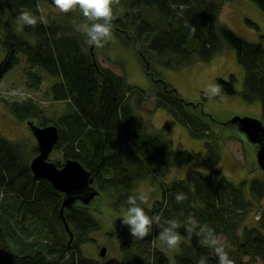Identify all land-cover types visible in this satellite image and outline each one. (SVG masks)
Here are the masks:
<instances>
[{"label": "trees", "instance_id": "1", "mask_svg": "<svg viewBox=\"0 0 264 264\" xmlns=\"http://www.w3.org/2000/svg\"><path fill=\"white\" fill-rule=\"evenodd\" d=\"M40 1L47 3L44 0H0V41L5 52L0 61V82L23 62L29 91L41 90V72L58 79L51 87L52 101L65 103L66 112L56 122L40 127L52 124L58 127L60 140L53 151H63V163L78 161L95 178L92 186L100 193L99 197L102 191L113 193L119 207L126 208L128 196L135 194L132 181L158 183L162 191L161 212L166 219L178 220V231L185 241L176 264H196L202 255L208 257V264H216L212 250L198 244L195 232L202 224L215 230L234 264H244L245 259L264 264V181L253 179L250 185L247 181L235 185L217 168L210 174L194 171L186 180L168 184L160 181L169 169L188 164L191 155L187 151H175L165 130L150 132L147 124L135 116V110L149 101L152 94L129 85L125 77L100 66L96 59L92 75L86 65V59L92 54L84 43L85 37L70 18H49L44 23ZM124 1L128 10L123 17L113 19V34L144 59L153 55L166 57L162 64L180 69L199 61H212L225 44L236 53L245 71L242 98L249 103L264 101V46L218 25L222 1L232 0ZM251 1L264 11V0ZM181 3L190 4L183 13ZM170 5L175 6V11ZM22 10L33 14L34 26L17 25L16 17ZM186 20L196 26L195 35L184 26ZM248 24L257 27L250 21ZM261 39L264 43V37ZM91 82L110 96L111 102L106 108L101 107L98 94H91ZM158 84L160 87L153 93L156 109L167 110L192 137L204 140L206 161L212 166L218 165L221 155L216 135L205 120H209L208 116L197 113L198 105L182 100L174 88L162 82ZM218 84L222 85L221 93L238 94L234 77L219 79ZM8 91L13 89L8 88ZM6 104L13 116L25 124L44 116V105L31 97ZM19 147L0 136V264H94L82 258L81 246L100 228L91 210L99 197L87 205L77 200L60 215L66 196L33 175L29 160ZM37 153L35 150L34 155ZM135 160L142 164L130 170ZM55 164L64 166L58 161ZM131 174L134 177H129ZM178 192L187 197L182 204L175 200ZM144 208L151 216V210ZM189 215L195 222L191 240L186 238L185 232ZM63 219L73 234L72 239ZM28 222L34 223L35 232L31 235L38 237L31 245L24 243L29 236ZM38 226L40 229L36 231ZM158 235L159 229L153 225L146 238L132 244L149 245ZM146 264H158L157 257L152 255Z\"/></svg>", "mask_w": 264, "mask_h": 264}, {"label": "rangeland", "instance_id": "2", "mask_svg": "<svg viewBox=\"0 0 264 264\" xmlns=\"http://www.w3.org/2000/svg\"><path fill=\"white\" fill-rule=\"evenodd\" d=\"M124 2L118 0L113 4V19L123 17L127 12L128 7ZM39 4L44 23L49 18L64 19L66 17L70 18L75 26L84 21L78 9L69 13H61L57 8H53L47 3L40 1ZM218 21L219 26L228 27L237 36L264 46L261 39L264 37V11L253 1H222ZM248 21L257 27L250 26ZM146 38L145 36L144 39ZM223 47V51L210 62L199 61L191 66L171 69L162 64L166 57L153 55L151 57L145 56L144 59L138 51L128 47L115 34H112V37L102 47L89 46L92 59H86V65L90 73L94 74L93 64L96 62L102 67L109 68L115 74L125 77L129 85L150 92L152 94L151 99L143 103L141 108L135 110V116L147 124L150 132L165 130L173 142L175 151H187L191 155L188 164L182 167H173L161 177L160 181L165 184L178 179L186 180L194 171L210 174L213 168L220 170L223 177L235 185L244 181L250 185L253 179L264 181V172L257 163L258 146L250 143L246 135L240 132L236 126H227L234 118H249L261 122L264 128V101L249 103L242 98L245 71L239 64L236 53L225 44ZM4 56L5 52L0 41V61ZM19 57L24 60L22 55ZM25 67L26 63H21L7 73L0 82V136L18 144L25 159L28 158L30 163L36 156L34 152L37 150V142L27 124L18 121L8 110L6 103L22 100L26 97H31L40 102L41 105H44L42 106L44 116L40 120L33 121L39 126L56 122L58 117L66 112L67 106L65 103L52 101L51 87L58 79L50 77L44 72H41V90L29 91L24 74ZM231 77L235 78L238 94L233 96H227L224 93H221L220 96L205 95L209 84H218L219 79L230 80ZM155 79L174 88L185 102L194 106L198 105L197 113L201 112L208 116L209 120L206 118L205 120L216 135V144L219 146L221 155L218 165L212 166L206 161L204 140L192 137L189 130L182 126L167 110L156 109L153 93L160 85ZM90 87L91 94H98L101 107L106 108L111 102L110 96L105 90L99 92L93 82L90 83ZM8 88L17 91L18 94L12 95L13 91L9 92ZM49 160L55 163L58 161L64 165L63 151H53ZM141 164L142 161L135 160L130 165V170ZM129 177L134 176L131 174ZM133 184H135V188L132 192L149 191V200L144 206L151 210L152 215L160 213L163 209L160 185L147 180L132 181ZM247 191L249 192V187H247ZM102 193L103 195L97 198L91 206L92 215L99 222L100 228L97 232L91 233L88 236V242L81 246L82 258L94 264H138V261L141 264H146V260L155 255L158 264H176V257L181 254V247L185 243L183 238L180 245L172 250H169L158 238L149 245L138 244L133 246L129 228L124 226L120 220L125 207H119L120 203L113 193L104 191ZM27 224L29 236L26 237L24 243L31 245L38 237L31 235V232H35L34 223L28 222ZM39 229L38 226L36 231ZM42 239L47 241L45 238ZM221 241L223 242L222 239ZM103 247L107 249V254L105 257H100V250ZM130 255H133V258ZM244 264L262 263L261 261L245 259Z\"/></svg>", "mask_w": 264, "mask_h": 264}, {"label": "clouds", "instance_id": "3", "mask_svg": "<svg viewBox=\"0 0 264 264\" xmlns=\"http://www.w3.org/2000/svg\"><path fill=\"white\" fill-rule=\"evenodd\" d=\"M116 2L118 0H53L55 7L61 13H69L76 8L79 9L84 21L76 26V30L85 37L84 43L87 46L97 48L102 47L112 37L113 4ZM189 6V3H181V13L185 12ZM170 7L175 11L174 5H170ZM16 23L20 26H34L36 19L29 10H22L16 17ZM184 26L188 28L191 35H195L197 28L190 21L186 20ZM221 92L222 85L209 84L205 95L220 96ZM11 94L17 95L18 92L14 90ZM149 195V191H140L129 195L126 200L127 207L122 211L121 223L129 228V234L133 241L146 238L150 234L153 225H155L159 229L158 239L169 250L177 248L182 241V236L178 231L180 223L174 218H164L163 212L148 215L144 205L148 203ZM186 198V195L182 192L175 194V200L178 204H182ZM180 215H183V212ZM194 223L191 215L185 220L187 225L185 228L186 238L189 240L193 236L192 225ZM195 235L198 237V244L201 247L212 250L216 264H234L226 245L208 224L199 225ZM49 259H52V257H49ZM196 264H208V257L200 256Z\"/></svg>", "mask_w": 264, "mask_h": 264}, {"label": "water", "instance_id": "4", "mask_svg": "<svg viewBox=\"0 0 264 264\" xmlns=\"http://www.w3.org/2000/svg\"><path fill=\"white\" fill-rule=\"evenodd\" d=\"M49 5L55 7L53 0H44ZM230 125L236 126L240 132L246 135L250 143L258 146L257 163L264 172V128L261 122L249 118H234ZM27 126L37 142V155L30 162V169L33 175L40 180L49 182L52 187L64 194V200L60 215H63L66 207L73 205L77 200L84 204H89L100 193L92 186L95 178L78 161L68 160L64 166L58 167L49 160L51 153L60 140L59 130L56 125L40 127L33 121H29ZM65 228L71 239L73 234L66 223ZM107 249L100 250V257H105Z\"/></svg>", "mask_w": 264, "mask_h": 264}, {"label": "bare ground", "instance_id": "5", "mask_svg": "<svg viewBox=\"0 0 264 264\" xmlns=\"http://www.w3.org/2000/svg\"><path fill=\"white\" fill-rule=\"evenodd\" d=\"M93 68H94V71H95V64H93ZM97 90H98L99 92L102 91V90H100L98 87H97Z\"/></svg>", "mask_w": 264, "mask_h": 264}]
</instances>
